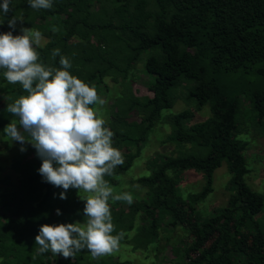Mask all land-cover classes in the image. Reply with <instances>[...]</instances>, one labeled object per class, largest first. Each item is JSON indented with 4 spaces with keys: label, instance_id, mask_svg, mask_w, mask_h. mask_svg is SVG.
Wrapping results in <instances>:
<instances>
[{
    "label": "trees",
    "instance_id": "1",
    "mask_svg": "<svg viewBox=\"0 0 264 264\" xmlns=\"http://www.w3.org/2000/svg\"><path fill=\"white\" fill-rule=\"evenodd\" d=\"M27 2L11 0L10 12L24 16ZM91 2L97 4L92 11ZM35 11L50 26L59 22L57 36L43 33L47 41L36 48L38 62L59 69L60 57L68 58L70 74L95 85L99 96L109 89L107 79L121 87L106 107L105 127L114 133L113 147L124 157L113 175L104 177L110 186L140 156L181 83L189 85L183 87L185 100H194L195 108L207 105L209 117L187 126L186 110L165 117L169 131L160 143L173 145L176 155L147 160L150 173L129 180L142 189L139 200L129 205L109 199L113 234L123 231L124 237L117 251L95 260L87 250L73 259L50 251L36 254L41 225L86 221L83 198L88 194L69 189L67 199H60L62 189L43 181L37 171L41 159L32 146L24 145L23 155L8 164L10 174L0 171V264H46L41 257L48 256L61 264H134L140 258L151 264H264V199L244 181L246 141L236 137L241 111L255 126L264 120V0H53L52 8ZM56 49L60 55L54 57ZM142 53H147L144 61ZM136 73L144 77L140 83L150 96H134ZM15 85L1 91L6 97L0 108L2 135L17 119L7 106L27 95L22 85ZM7 148L6 141L0 142V151ZM221 164L229 175L228 199L204 216L198 205L212 192V174ZM190 170L203 174V184L198 192L183 195L179 183ZM176 227L186 233L174 241L164 234L161 247L160 232ZM166 246L169 258L163 255Z\"/></svg>",
    "mask_w": 264,
    "mask_h": 264
},
{
    "label": "clouds",
    "instance_id": "2",
    "mask_svg": "<svg viewBox=\"0 0 264 264\" xmlns=\"http://www.w3.org/2000/svg\"><path fill=\"white\" fill-rule=\"evenodd\" d=\"M10 4L11 0L0 4V24L12 11ZM29 6L50 9L53 0H29ZM17 21L22 18L8 19L9 28L14 30ZM41 39V32L31 28H21L18 35L11 30L0 33V69H6L4 78L9 84L19 83L27 93L7 106V112L17 119L4 128V133L19 142L21 152L26 151V142L32 145L42 161L38 173L44 182L62 189L60 199H67L69 189L88 194L83 198L86 221L41 225L35 236L36 254L50 251L73 259L78 252L87 250L95 260L117 251L124 237L123 231L113 234L109 199L131 205L134 197L131 192L114 194L104 179L124 163L122 152L113 147L114 133L105 127L102 106L106 101L98 95L95 85L70 74L68 58L60 57L59 69L38 62L34 45H39ZM57 55L59 49L53 52L54 57ZM56 214H61L59 209Z\"/></svg>",
    "mask_w": 264,
    "mask_h": 264
},
{
    "label": "rangeland",
    "instance_id": "3",
    "mask_svg": "<svg viewBox=\"0 0 264 264\" xmlns=\"http://www.w3.org/2000/svg\"><path fill=\"white\" fill-rule=\"evenodd\" d=\"M26 8H28L27 12L24 13V16L21 14H16V12H10L7 14L5 18L10 19L13 16L22 18V21H17L15 25V29L12 30L9 28L8 23H2L5 27V32L13 31V35L20 34L21 28H31L34 30H38L42 34V39L39 45H34L36 48H42L47 41L45 37H43V33H50L54 36H57V30L59 22H54L53 25L47 24L48 21L43 22L37 18L35 13V9L29 6V2L25 4ZM90 10H95L97 8L96 2H91L89 4ZM35 11V13H34ZM38 14V13H37ZM1 19V16H0ZM3 19V17H2ZM7 21V20H5ZM4 32V33H5ZM63 32H61L62 35ZM147 56V53H142L140 55L141 61H144ZM142 66V62H138L135 65L137 70H140ZM6 71V70H4ZM3 71V73H4ZM138 80H134L131 82V89L135 97L140 99L146 98L150 96V94L144 89V86L140 83V80H143L144 77L140 73H136ZM4 76L0 73V108L4 104L3 101L6 100V97L2 94V89L6 92L9 89H16L15 84H9L7 80L5 82H1L4 80ZM109 88L104 95L100 97L106 101V103L102 106L103 116L106 122L109 120L108 112H107V105L112 102V95L115 92H120L121 87L119 83L112 84L108 79L105 80ZM119 82V81H118ZM189 86L186 83H181L180 87L174 91V101L171 108L167 110H163L161 112V119L154 123V126L149 133L145 144L143 145L140 156L135 159L132 163V166L119 178H117V185L111 186L114 189V194H119L121 192H131L134 197V200H139L142 195V189L137 187L133 184H130L129 180L137 176H144L148 175L150 172L147 160L151 158L160 157L162 155L165 156H175L176 151L173 145H161V140L165 137V135L169 131V126L167 125V120L165 117L168 115L181 112L186 110L189 113V117L185 122V125H191L197 122H201L209 117L208 106L203 105L200 108H195L194 100H185V91L183 87ZM112 97V98H111ZM3 100V101H2ZM243 106H246L245 102H242ZM100 107V106H94ZM249 116V113L248 115ZM15 119V118H13ZM12 119V120H13ZM11 120V121H12ZM165 120V121H164ZM10 121V122H11ZM164 121V122H163ZM9 122V123H10ZM238 138H242L246 141L245 148L242 152V155L245 160V165L248 170L247 175L244 177V181L249 189L253 192L261 194L264 199V120L262 122L261 127L255 126L252 124L251 121L246 117V114L241 111L240 116V135H236ZM8 144V148L4 151H0V166L3 168L0 170L1 174H7L10 170L8 168V164L11 162L12 159L18 156H22L20 144L19 142L12 141L6 134L2 135L0 133V142H4ZM26 146H32L30 143H25ZM187 150V146H184L183 151ZM27 156H31V153L26 152ZM181 183H179V189L183 195L186 193H195L198 192L203 184V174L200 171H186L182 174ZM228 178L229 175L225 168L224 164L213 171L212 174V192L207 196V198L203 201V203L198 205V209L202 211V215H209L212 211L222 208L226 205L229 191H228ZM15 175L11 174V182L15 183ZM264 218V212H263ZM260 215H257L255 218H260ZM167 230V229H166ZM186 233L185 231L182 232L179 227H176L172 232H160L159 237V245L164 247V237L166 234L169 236L170 241H174L177 236L179 237L181 234ZM163 255H167L170 257L169 250L166 246V249L163 251ZM61 258V257H60ZM44 263L46 264H61V261L53 260L48 257H41ZM143 259V258H140ZM139 259V260H140ZM134 261V264H151L150 259H146L145 261Z\"/></svg>",
    "mask_w": 264,
    "mask_h": 264
}]
</instances>
